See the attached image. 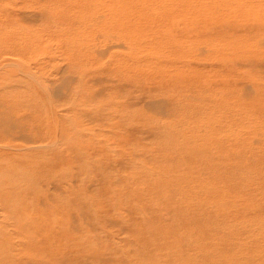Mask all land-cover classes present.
I'll list each match as a JSON object with an SVG mask.
<instances>
[{
    "label": "rangeland",
    "instance_id": "1",
    "mask_svg": "<svg viewBox=\"0 0 264 264\" xmlns=\"http://www.w3.org/2000/svg\"><path fill=\"white\" fill-rule=\"evenodd\" d=\"M10 182L0 264H264V0H0Z\"/></svg>",
    "mask_w": 264,
    "mask_h": 264
},
{
    "label": "bare ground",
    "instance_id": "2",
    "mask_svg": "<svg viewBox=\"0 0 264 264\" xmlns=\"http://www.w3.org/2000/svg\"><path fill=\"white\" fill-rule=\"evenodd\" d=\"M26 177V176H25ZM26 179H28V178H26ZM21 189H23V187H16L15 186V184H13V182H10V183H3V184H0V191L1 190H6L7 191V193L8 194H11V195H13L14 194V192H16L17 190H21ZM5 191V192H6ZM21 211H22V209H21ZM23 211L25 212V213H27L26 211H31V208L29 207V206H26V207H24V209H23ZM18 212V211H17ZM17 212H14V213H16L17 214V217L16 218H14V220H20V215L17 213ZM20 213V212H19ZM24 213V217L21 219L22 220V222H24L25 221V218H26V214ZM28 215H29V213H28ZM31 216V215H30ZM13 220V219H12ZM35 223H36V220H35ZM24 255L26 256L25 258H29V254L26 252H24ZM0 261H1V258H0ZM6 261V260H5ZM188 262L186 261V264H187Z\"/></svg>",
    "mask_w": 264,
    "mask_h": 264
}]
</instances>
